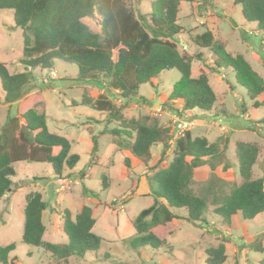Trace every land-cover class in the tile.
Returning a JSON list of instances; mask_svg holds the SVG:
<instances>
[{"label": "trees", "instance_id": "16d2710c", "mask_svg": "<svg viewBox=\"0 0 264 264\" xmlns=\"http://www.w3.org/2000/svg\"><path fill=\"white\" fill-rule=\"evenodd\" d=\"M194 1L158 0L153 12L145 15L133 11L128 0H0V11L13 13L15 26L23 31L24 37L20 60L24 72L12 74L6 64L0 63L4 101L8 105L20 102L22 113L8 118L0 130V199L11 192L18 163L49 164L60 179L65 169L74 170L80 161L78 155L71 154V142L67 138L49 131L47 104L42 93H31L36 81L34 71L51 70L55 60L76 65L79 71L76 81L94 84L105 92L114 91L123 103L132 102L139 96L141 86L151 84L162 72L177 70L181 79L173 85L169 103L183 101L186 112L198 110L207 114L216 109L218 96L208 75L202 72L196 78L192 76L193 61H202V55L191 57L178 49L177 38L183 31L178 24L180 5ZM234 4L241 7L246 22L256 24L259 32L264 33V0H234ZM95 16L101 20L102 33H94L85 23ZM194 44L215 57L214 70L230 68L236 83L246 90L251 100L264 97V79L243 55L228 53L226 42L216 41L214 34L206 30L194 38ZM261 58L264 64V51ZM92 102L91 98H83L77 105H92ZM255 106L260 104L255 103ZM95 107L107 114L108 123H121L119 129L111 133L127 138L124 148L134 157L147 162L152 148L164 145L155 171L148 177L154 203L133 221L134 249L168 246L163 234L169 224L180 219L175 210H185L187 219L197 223L214 208V214L227 228L232 226L234 216L241 215L247 221L264 214V176L253 177L260 155L258 144L237 143L239 181L232 185L229 193L220 190L226 181L216 176L204 182L199 193H195L191 189L195 169L207 166L208 159H219L227 151L226 147L221 148L217 141L210 143L206 138H193L189 131L171 146L168 139L172 137L157 123L126 122L123 110L127 106L117 108L102 95L95 101ZM254 124L264 130V118ZM171 147L172 161L168 167H162ZM97 151L95 141L92 154ZM125 167H131L129 159L125 160ZM209 167L212 171L216 169L214 164ZM223 169L226 172L230 167ZM84 195L85 198L97 196L87 189ZM48 209L49 204L41 193L26 196L23 244L50 253L56 263L48 264H60L73 257L85 258L88 253L99 251L102 238L93 232L96 220L90 206H83L74 217L69 210H64L61 216L67 241L57 244L43 240L46 232L43 213ZM260 241L261 238L253 246L256 252L264 251ZM16 248L17 243L0 247V264H13L10 255ZM205 253L206 264L227 262L224 242L207 248Z\"/></svg>", "mask_w": 264, "mask_h": 264}, {"label": "rangeland", "instance_id": "374dc122", "mask_svg": "<svg viewBox=\"0 0 264 264\" xmlns=\"http://www.w3.org/2000/svg\"><path fill=\"white\" fill-rule=\"evenodd\" d=\"M157 1L128 0V4L136 13L149 15ZM85 23L94 33H102L98 16L85 20ZM178 24L183 29L177 38L181 54L191 57L202 55V61H193V78L204 72L217 93L216 109L211 113L183 111L181 100L169 103L173 85L181 79L177 70L164 71L151 84L141 86L139 96L129 103L120 101L114 91L105 92L94 84L76 81L79 71L74 64L55 60L51 70L34 71L36 81L31 93L40 92L44 96L49 131L67 138L71 142V154L78 155L80 161L74 170L65 169L60 179L49 164L15 165L16 176L12 179L11 192L0 199V247L17 243L16 250L10 255L13 264L56 263L50 253L22 243L26 196L33 192L41 193L49 204V209L43 213L45 242L57 244L67 241L61 216L64 210H69L74 217L85 205L93 209L96 220L93 232L102 238L99 251L88 253L85 258L73 257L60 264H206V249L217 247L221 242H224L228 256L225 264L264 262V251L253 250L260 238L264 248V214L247 221L241 215L234 216L232 226L227 228L214 214V208H210L204 220L197 223L187 219L185 210H175L180 219L169 224L163 234L168 246L159 249L132 247V240L136 238L133 221L142 210L154 203L148 177L154 173L164 145L153 147L147 162L128 153L124 148L127 138L111 133L119 129L121 123H108L107 114L95 107V101L102 96L100 93L103 92L117 108L127 106L123 110L126 122L157 123L172 137L168 139L166 136L171 146L181 136H176L179 131L173 121L174 116H178L194 124L189 127L193 138H206L210 143L217 141L221 148H227L219 159H208L207 166L195 169L191 185L195 193H199L202 184L214 176L226 181L220 190L229 193L232 185L239 181L236 157L239 142L259 145L260 155L253 177L259 179L264 176V130L254 124L264 118V97L251 100L246 90L236 83L230 68L217 72L214 70L215 57L194 44L197 35L209 30L216 41L227 43L228 53L243 55L264 79L261 58L264 33L259 32L256 24L244 20L241 7L235 5L234 0L182 2ZM23 48V31L15 26L13 13L0 11V63L6 64L12 74L24 72L20 63ZM114 60H117V51ZM83 98H91L92 105H77ZM255 103L260 106L256 107ZM21 114L20 102L12 105L5 103L0 85V130L8 118ZM95 141L98 151L92 154ZM172 151L173 147L168 149L162 167H168L172 161ZM126 159L130 160V168L125 167ZM210 164L216 166L215 171L211 170ZM224 167L230 169L225 172ZM86 189L97 196L85 198ZM53 212L58 216L53 217Z\"/></svg>", "mask_w": 264, "mask_h": 264}, {"label": "built area", "instance_id": "2783aa9c", "mask_svg": "<svg viewBox=\"0 0 264 264\" xmlns=\"http://www.w3.org/2000/svg\"><path fill=\"white\" fill-rule=\"evenodd\" d=\"M182 44L185 49H188V47L184 43ZM173 121H174V125L179 131L176 136H179V135L182 136L185 132L189 131V127L194 125L193 123H188L187 121L180 119L178 116H174Z\"/></svg>", "mask_w": 264, "mask_h": 264}, {"label": "crops", "instance_id": "0c3cea01", "mask_svg": "<svg viewBox=\"0 0 264 264\" xmlns=\"http://www.w3.org/2000/svg\"><path fill=\"white\" fill-rule=\"evenodd\" d=\"M102 91H104V90H102ZM100 95H104V93L102 92V93H100ZM55 216H58V215L54 214L53 217H55ZM43 219H44V215H43Z\"/></svg>", "mask_w": 264, "mask_h": 264}]
</instances>
